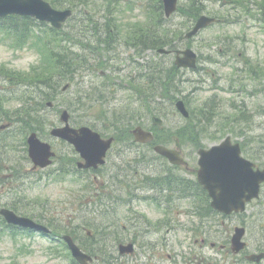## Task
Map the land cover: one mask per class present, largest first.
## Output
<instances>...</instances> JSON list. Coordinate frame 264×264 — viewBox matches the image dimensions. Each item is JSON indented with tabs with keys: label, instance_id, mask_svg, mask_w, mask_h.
Instances as JSON below:
<instances>
[{
	"label": "rangeland",
	"instance_id": "rangeland-1",
	"mask_svg": "<svg viewBox=\"0 0 264 264\" xmlns=\"http://www.w3.org/2000/svg\"><path fill=\"white\" fill-rule=\"evenodd\" d=\"M55 1L65 2L59 8L74 9L73 19L59 32L63 37L52 33L48 23L42 27L41 32H36L43 36L42 42L35 35L30 44L28 42L21 48H15L7 37L0 34V68H3L0 71L17 75L15 86L11 85L9 90L3 91L9 95L4 96V93L0 92V95L4 96L3 107L11 113H16L18 121L21 113L28 108L26 97L37 99L43 92L50 96L44 104L32 99L34 106L36 104L43 108L40 111H33L35 119L39 120L34 122L36 128L29 127L28 124L32 120L30 118L26 119L25 123H16L14 125L16 132L8 141L10 146L1 149L0 154L22 166L26 162L24 161L26 151L20 147L19 140H22L23 133L21 129L27 130L23 133L24 139L32 131H37L40 135L48 133L51 136L52 125L61 123L60 113L63 109L69 110L73 125H88L104 131L107 135L117 133L127 136L130 133L129 129H133L140 122L153 129L157 126L153 124L152 118L158 115L164 119L162 128L175 133L180 130L185 137L183 141H190L186 138L194 135L193 128L186 126L189 122L177 111L171 98L166 99L161 95L163 89L164 92H168L167 82L159 78L163 76L157 75L161 83L158 84L160 88L156 93L151 89V82L141 80L144 74L160 72L157 69L160 66L168 68L173 58L152 55L151 60L154 63L146 66L145 61H141L134 54V49L128 43L131 40L129 39L132 34L131 28L142 31L143 22L158 25L153 21H157L160 13L159 0H114V3L112 0ZM190 2L191 0H180V11L169 19L172 23L171 28L179 30L182 34L192 26L188 19L190 13L186 16L181 8V6L189 8ZM204 2L206 7L202 13L213 15L212 12H217L216 15L224 17L227 22L207 27L190 43L182 44L181 47H192L200 55L199 63L202 68L198 71L180 69L179 74H187L188 78L194 80L192 83H186L184 76L183 79H176L175 89L170 96L172 99L186 100L195 119H203L201 115L203 102L208 103L214 96L217 98V105L221 111L219 116L221 130L219 133L202 132L200 140L204 146L216 143L219 138L213 139L215 136L224 138L231 135L237 141H244L247 150L264 149V25L253 21L245 25L241 22L228 23L230 19H226L225 16L233 18L238 15L241 18L240 14L246 15V12L240 9L243 4L239 2L232 0H221L213 4L209 0ZM238 9L240 11H237ZM110 21L114 22L112 25L117 26L115 29L116 33L118 32L112 47L108 42L111 39L107 27ZM244 38H249V42L243 44ZM222 48L225 51L222 52L220 50ZM243 55L244 58H250L251 62L261 64L255 85L262 90L260 89L258 92L260 95L255 97V106H251L250 109L245 108L246 101L239 98L247 100L252 96L248 87L253 81L233 65L234 62H238L239 56ZM208 56L214 58L209 59ZM56 57L57 62L54 61ZM64 58L66 60H62ZM50 61L51 66L48 65ZM139 62L146 67L139 65ZM76 67L75 73L63 77V71ZM164 74L166 76L167 73ZM172 78L175 80V77ZM166 80L169 81L168 76ZM68 83L69 87L63 90L64 85ZM144 91L149 97H144ZM48 102H52V105L49 106ZM226 106L227 110L224 111ZM254 107L256 110L252 111ZM242 110L245 112L244 115ZM250 111L256 120L252 125L245 123L246 119L253 117L249 114ZM235 114H240L239 124L234 121ZM216 115H211L210 121L207 120L202 126L210 127ZM224 125L225 130L222 131ZM49 141L59 145V148L62 147L55 139L50 138ZM126 144H123L125 150ZM13 145L17 147L13 148ZM193 145L189 143L184 150L193 151L191 148ZM143 151L149 152L150 148H144ZM66 154L68 151L64 153ZM262 158L264 160V154ZM63 162L61 158L57 164ZM115 162H118V167L125 165L120 158L112 154L107 165L101 167V179L94 185L86 182L87 177L75 182L51 175L40 182L34 181L29 193L27 192L30 202L26 201L32 205L33 215L46 217L45 220L50 223L49 227L57 233L72 235L85 250L96 257L95 261L99 259L92 264H116L112 260V253L118 250L121 240L125 242L135 240L140 248L133 256L125 258V262L120 260L119 264H197L205 257L214 255L208 248L205 252L199 250L197 248L199 243H195L192 235L186 231L187 227H190L189 217L181 213L187 209L186 202L175 203V222L172 225L174 229L167 235L170 245L158 255H153L150 246H142L141 243L152 237L162 240L166 225H160L162 230L159 235L153 233L147 236L139 231L134 221L137 207L132 208L134 212H130L125 204H116L110 210L105 206L96 210L90 207L86 209L85 202L91 203L92 198L107 190L109 168L114 167ZM164 165L161 163L157 165L162 166V172L165 170L183 172L168 164ZM26 168H30V165L26 164L23 170ZM139 209L152 220L163 218H160L161 214L154 212L160 210L156 207L152 209L140 206ZM231 224L232 228L234 225ZM101 238L102 240H99ZM146 244L149 245L148 242ZM195 244L198 246L195 247ZM182 254L192 256L196 263L180 262L179 257ZM71 259L70 252L62 243L52 242L40 234L28 236L6 233L0 240V264H74ZM107 259H110V262H107Z\"/></svg>",
	"mask_w": 264,
	"mask_h": 264
},
{
	"label": "flooded vegetation",
	"instance_id": "flooded-vegetation-1",
	"mask_svg": "<svg viewBox=\"0 0 264 264\" xmlns=\"http://www.w3.org/2000/svg\"><path fill=\"white\" fill-rule=\"evenodd\" d=\"M115 27L117 26L113 25L110 28L111 39L108 40V42H110V47H112V43L118 35ZM157 36L158 34H156V42L158 40ZM139 42L142 43V46L143 40H130L128 43L131 46H135L138 45ZM134 54L136 56L141 55L138 51L134 52ZM243 75L249 77L250 80L253 81V83H250L248 89L250 94L254 93L256 83L255 74ZM15 84L16 78L14 74H0V92L4 93V96L9 94L3 91L9 90L11 85L15 86ZM4 96L0 95V150L10 146L8 141L16 132V129H14L16 123H25V120L31 118L33 115V110H43L42 107L32 104L33 100L42 103V94L38 95L37 99H28L27 97L25 99L24 97L28 108L21 113L20 119L16 121L17 114L11 113L3 107ZM239 99L246 101L244 107L247 109L254 106L250 97L247 100L245 98ZM32 106L34 107L32 108ZM252 111L249 112L250 115ZM242 113L243 115L245 114L244 110H242ZM239 117L240 114L237 115L236 120H238ZM28 121L26 123H28ZM59 124L60 123L57 125ZM40 129L43 128L40 127ZM26 131V129H21L23 133ZM23 133L21 134L22 140H19V142H21L20 147H23V151L24 149L26 151V155L24 156V161L26 162H24L22 166L10 161L9 157L7 158L0 154V225H2L4 221L1 210L5 208L11 209L20 216L45 223L46 217L33 215L32 205L26 201L30 202L27 197V192L29 193V189L32 187L34 181L38 182L37 179L42 178L43 175L48 172V169H51V171H62L68 175V177L71 176L75 180H79L81 174L86 172L87 174H93L95 181H98L101 167L103 168V166H100L97 168L82 169L80 167L82 159L74 146L61 138H55L53 136L50 138L55 139L62 147L60 146L61 148H59V145L50 141L52 149L56 152L58 162L61 158L64 162L62 164H57V160L54 159L52 165L47 168L34 166L29 154V143H27L28 136L32 132L28 133L25 139ZM39 136L44 141L50 140L48 133ZM234 142L237 141L234 140ZM238 142H240L242 147L243 155L253 160L258 168L264 169V161L261 160L264 151L247 150L244 141ZM124 143H127L126 150L123 146ZM146 144L148 143L130 140L127 136H114L112 147L106 155L104 165H107L111 160L112 154L120 158L125 165L118 167V162H115V166L109 168L108 173L110 174L107 177V190L104 191L103 197H101L102 194H98L97 197L92 198L91 201L97 206H105L107 210H110L116 204H125L131 209L137 207L138 210L135 212V217L140 227L139 231L147 236H151L153 233L159 235L162 230L160 225H166V231L162 240L159 241L158 237H152L141 243L142 246H150L149 249H151L153 255H158L161 250L164 251L169 248L170 241L167 235L174 229L172 225L175 222V203L186 202L187 209L184 210L183 213L189 217L188 223L190 227H187L189 235H192L195 243H199V247H197V244H195V247L204 252L205 249L208 248L214 253L213 256L205 257L199 264H264V183L261 185L259 197L247 201L248 210L246 212L225 214L212 207V198L208 190L199 182V160L197 151L188 152L185 151L184 146H182V156L186 159V164L179 165L176 168L183 169L188 173L186 178H184L176 172L166 170L162 172V166L158 167L157 165L159 163L164 165V163L156 160L155 157H153V152L143 151L144 148H150V146ZM12 147L16 148L17 145H13ZM66 151H68V154L64 155ZM128 158L131 160L128 161ZM26 164H28V166L30 165V168L23 170ZM96 190H100V188H96ZM140 206L152 209L156 207L160 209L154 212L161 214L160 218H163L152 220L139 209ZM226 219L233 221L231 225H234V229L226 225ZM240 225L246 230L243 237V241L246 242V248L237 253L233 248V235L235 228ZM14 227L12 232L14 234L16 232L21 234L25 230L15 225ZM120 242H125V240H121L119 243ZM146 242H148L149 245L146 244ZM254 253L261 254L262 257L259 260L250 261V255Z\"/></svg>",
	"mask_w": 264,
	"mask_h": 264
},
{
	"label": "water",
	"instance_id": "water-1",
	"mask_svg": "<svg viewBox=\"0 0 264 264\" xmlns=\"http://www.w3.org/2000/svg\"><path fill=\"white\" fill-rule=\"evenodd\" d=\"M165 11L170 16L176 9L178 0H163ZM11 13L34 16L44 21L51 22L55 27L61 28L63 23L72 15L71 9L58 10L51 6L49 2L44 0H0V16H5ZM217 19L207 15H202L192 31L188 33V37L197 34L202 28L216 22ZM161 52H166L161 49ZM181 51H178L177 64L184 67H196L197 54L192 49L182 51L183 56H180ZM66 86L65 88H67ZM177 107L185 116H189L185 104L182 100L177 102ZM70 114L64 111L62 120L66 123L65 126L57 127L52 130L54 136L62 137L75 144L81 156L86 159L85 167H96L99 163H103V157L111 145V139L104 140L100 133L94 131L88 126H82L78 129L72 128L69 125ZM156 123H162L160 118H155ZM137 140L148 141L153 138L151 132L145 131L138 127L134 131ZM29 152L35 164L46 166L51 163V156L55 153L51 150V145L39 139L37 133L33 132L29 138ZM156 150L167 156L174 163H183L178 150L168 149L163 145L156 147ZM238 145H233L231 139L228 138L220 145L211 147L210 149L200 150V181L208 187L214 194V205L216 208L231 212L233 210L244 209L245 197L257 195L259 184L264 181V171H254L252 164L245 160L240 155ZM246 168L251 172L249 175ZM220 191V192H219ZM225 195L223 199L220 195ZM9 222L19 223L21 225L36 226L41 229L44 227L37 226L30 219L16 216L12 211L2 210ZM243 234V229H238L234 236L236 249H241L243 244H240ZM71 242V239L68 238ZM74 256L82 263L88 264L90 256L84 254L77 246L71 244ZM132 245L125 246L123 251H131Z\"/></svg>",
	"mask_w": 264,
	"mask_h": 264
},
{
	"label": "trees",
	"instance_id": "trees-1",
	"mask_svg": "<svg viewBox=\"0 0 264 264\" xmlns=\"http://www.w3.org/2000/svg\"><path fill=\"white\" fill-rule=\"evenodd\" d=\"M205 0H191L190 2V9H191V14L193 16V18H197L200 13L205 9L206 5H205ZM210 3H218V1L220 0H209ZM53 2V1H52ZM161 0H159V10H160V22H159V28L161 30L160 32V46H165V45H173L174 43V39L173 38H169V33L171 32L170 28L167 27V25H165L164 20L162 21V19L164 18L163 14H162V5L160 4ZM54 5L56 6H62V3L65 2H53ZM264 6V4H263ZM182 11L184 13H187V7L183 6L182 7ZM213 14H218L217 12H212ZM261 14L264 16V9L261 10ZM18 19H23V21H19ZM24 23L25 27L23 29H21V27L19 26L18 23ZM31 22V19H29V17H21V16H11L8 17L7 19H0V30L2 32H5L8 35H16V39L19 43L24 42V37H25V33L27 31V24H29ZM169 24V23H168ZM19 32V33H17ZM154 32L153 28H146V30H144V34L143 35H133L134 38L136 40H143L144 45H145V49L147 48H156L158 45H156L152 39L150 34H152ZM177 32V31H176ZM177 34V33H176ZM140 43V42H139ZM54 61L57 62V57L54 59ZM49 66L52 65V61L49 62L48 64ZM75 68L73 69H66V73L63 75V77H68L69 74H72L74 72ZM177 68H175V66H173V70L169 71L167 74H177ZM60 78V77H59ZM153 78V77H152ZM151 78V79H152ZM145 96L147 97L148 95L145 93ZM203 105V109L207 110L208 108L212 107L213 105H208V103L205 102V104ZM33 114V113H32ZM34 116V115H33ZM210 118V117H208ZM33 119H35V116L33 117ZM31 126H35L36 125H31Z\"/></svg>",
	"mask_w": 264,
	"mask_h": 264
}]
</instances>
